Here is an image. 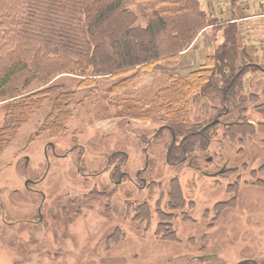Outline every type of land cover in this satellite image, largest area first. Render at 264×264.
<instances>
[{
    "label": "rangeland",
    "instance_id": "obj_1",
    "mask_svg": "<svg viewBox=\"0 0 264 264\" xmlns=\"http://www.w3.org/2000/svg\"><path fill=\"white\" fill-rule=\"evenodd\" d=\"M198 2L209 25L179 64H154L112 92L118 78L96 79L90 91H75L61 127L42 125L55 113L45 99L8 137L0 133V264H264V0ZM230 23L244 49L235 94L252 131L232 134L229 110L195 93L190 125L213 127L184 163L173 162L182 143L169 124L122 119L107 101L123 95L150 103L169 78L209 61ZM34 70L4 87L0 130L22 97L60 95L49 88L76 90L80 82L76 74L42 79Z\"/></svg>",
    "mask_w": 264,
    "mask_h": 264
},
{
    "label": "trees",
    "instance_id": "obj_2",
    "mask_svg": "<svg viewBox=\"0 0 264 264\" xmlns=\"http://www.w3.org/2000/svg\"><path fill=\"white\" fill-rule=\"evenodd\" d=\"M130 6L147 20L145 27L137 24ZM207 25L198 0H0V99L8 95L4 87L26 70L35 69L34 76L41 72L42 79L62 73L80 77L76 90L56 85L49 89L60 95L42 91L22 97L20 108H11L0 133L8 137L26 113L45 99L55 113L50 111L42 125L61 127L68 119V105L76 100L75 91H90L101 77L118 78L109 91L121 90L139 71L154 64L177 65ZM232 25L226 26L225 41L209 61L187 77L169 78L150 103L122 95L117 100L108 99V107L119 108L117 116L122 119L169 124L170 133L181 139L182 146L176 149L181 153L204 143L213 127L190 125L188 104L195 93L229 110L227 125L232 134L251 132L253 125L240 106L243 100L235 94L243 72L237 71L238 58L244 49L238 47ZM91 36H97L99 44ZM3 57H7L5 66ZM172 157L173 162L182 158L177 153Z\"/></svg>",
    "mask_w": 264,
    "mask_h": 264
},
{
    "label": "flooded vegetation",
    "instance_id": "obj_3",
    "mask_svg": "<svg viewBox=\"0 0 264 264\" xmlns=\"http://www.w3.org/2000/svg\"><path fill=\"white\" fill-rule=\"evenodd\" d=\"M177 151V150H176ZM175 153H177V157H182L181 159H180V163H184L185 162V159H184V157H183V155H184V153H187V151H185L184 153H181V152H179V151H177V152H175ZM192 163H193V161H187V165L188 166H190V167H194L193 165H192ZM37 215H38V221H40V220H43V216H42V214H41V210H40V207H38V209H37ZM260 264V263H258V262H256L255 260H253V259H243V260H241V261H239L237 264Z\"/></svg>",
    "mask_w": 264,
    "mask_h": 264
},
{
    "label": "bare ground",
    "instance_id": "obj_4",
    "mask_svg": "<svg viewBox=\"0 0 264 264\" xmlns=\"http://www.w3.org/2000/svg\"><path fill=\"white\" fill-rule=\"evenodd\" d=\"M180 62H181V59H180L179 63H180ZM179 63H178V64H179ZM144 68H145V67H143V69H144ZM186 68H187V66H186ZM187 74H188V73H186V74H184V75H180L179 77H181V76H182V77H187Z\"/></svg>",
    "mask_w": 264,
    "mask_h": 264
},
{
    "label": "water",
    "instance_id": "obj_5",
    "mask_svg": "<svg viewBox=\"0 0 264 264\" xmlns=\"http://www.w3.org/2000/svg\"><path fill=\"white\" fill-rule=\"evenodd\" d=\"M241 264V263H240Z\"/></svg>",
    "mask_w": 264,
    "mask_h": 264
}]
</instances>
